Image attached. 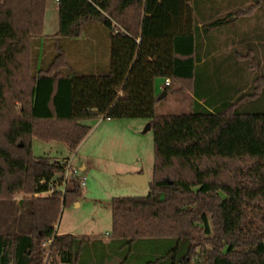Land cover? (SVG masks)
Returning a JSON list of instances; mask_svg holds the SVG:
<instances>
[{
  "label": "trees",
  "instance_id": "1",
  "mask_svg": "<svg viewBox=\"0 0 264 264\" xmlns=\"http://www.w3.org/2000/svg\"><path fill=\"white\" fill-rule=\"evenodd\" d=\"M45 2L0 0V204L29 196L17 203L25 215L0 218V264H264V112L242 109L261 96L264 76L220 101L196 94L193 113L155 115L154 81H170L165 95L176 82L190 89L202 59H188V41L200 39L198 24L205 34L229 17L194 20L196 0H112L104 13L91 0H59L53 38L78 39L94 22L110 41L107 74L66 77L62 53L45 68L32 62ZM101 117L149 122V193L112 199L107 237L57 236L79 190L73 180L58 190L66 163L34 156L32 138L75 150L90 131L82 122ZM142 242L141 258L120 256Z\"/></svg>",
  "mask_w": 264,
  "mask_h": 264
},
{
  "label": "rangeland",
  "instance_id": "2",
  "mask_svg": "<svg viewBox=\"0 0 264 264\" xmlns=\"http://www.w3.org/2000/svg\"><path fill=\"white\" fill-rule=\"evenodd\" d=\"M96 12L104 13L112 0H91ZM194 20L210 17L211 21L226 16L229 23L212 29L228 33L225 41H218V49L196 66L190 89L185 83H173L164 97L155 106L156 116H178L196 111V94L208 96L212 101L231 97L236 90L247 93L255 85V79L264 76V0H196L193 4ZM233 13V16H232ZM210 30V31H212ZM58 31V9L56 0H46L43 14L42 39L33 40L31 58L40 67H47L62 53L68 65L62 69L64 76L105 75L110 68L109 32L98 23L90 22L83 28V39L53 38ZM236 36V37H235ZM232 44L231 41L234 40ZM231 40V41H230ZM226 42V43H224ZM61 51V52H60ZM77 53L86 55L80 61ZM198 52L194 58H197ZM85 67H83V66ZM252 91V90H251ZM245 112H264V91L258 100L247 103ZM90 128L75 150H70L58 141L44 142L32 138V152L36 157L46 156L52 160L67 161L77 172L79 190L77 200L62 207L54 227L57 236H90L101 238L111 231V201L120 197H145L149 189H139L123 180L125 175L146 174L151 181L155 166L153 130H147L145 119L95 118L82 122ZM84 165L83 172L79 168ZM85 175L83 186L79 185V174ZM71 180V178H70ZM73 189L72 182L66 185ZM63 191V189H62ZM44 193L38 197H47ZM28 195H14L13 204H0V218L9 215H25L18 201ZM2 224V222H1ZM150 250L144 242L124 249L121 257L132 261L137 254L141 258ZM132 259H130V258ZM137 262V261H136ZM142 264L139 259L138 263ZM134 264V262L130 263Z\"/></svg>",
  "mask_w": 264,
  "mask_h": 264
},
{
  "label": "crops",
  "instance_id": "3",
  "mask_svg": "<svg viewBox=\"0 0 264 264\" xmlns=\"http://www.w3.org/2000/svg\"><path fill=\"white\" fill-rule=\"evenodd\" d=\"M198 35H199L200 39L197 40V42L196 41L195 42L194 41H192V42L191 41L190 42L188 41V43H187L186 46H187V51L189 53L188 54V59L193 58L196 55V52H198L197 58H198V56L201 57V59H202L201 60V63L204 61V58L202 56L203 54H205L207 52H210V51L211 52L213 51L212 52V54H213V53H215L217 51V49H218L217 48L218 47L217 40L218 41H225L227 39L226 37H229L228 33H221V32L215 33L214 30L208 31L207 33L204 34L202 32V29H201V24H198ZM82 36H83V34H82ZM82 36L80 38L76 39V41L77 42L78 41L81 42L80 40L83 39ZM234 41H235V39L232 40L231 43L233 44ZM224 43H226V42H224ZM77 56L80 57L79 58L80 61L87 60V58H86L87 56L86 55H83V53H80V54L77 53ZM188 62H189V60H188ZM201 63L195 64V66H200ZM83 67H85V66H83ZM98 74L99 73L97 71L96 75H98ZM164 88H165L164 87V79H160L159 78V79H156L154 81V90H155V95L156 96L159 97L163 93ZM84 169H85V166L84 165H82L79 168V170H83V171H84ZM137 175H140V174H137ZM108 234L109 233H105L104 234V237H107Z\"/></svg>",
  "mask_w": 264,
  "mask_h": 264
},
{
  "label": "built area",
  "instance_id": "4",
  "mask_svg": "<svg viewBox=\"0 0 264 264\" xmlns=\"http://www.w3.org/2000/svg\"><path fill=\"white\" fill-rule=\"evenodd\" d=\"M58 1L59 0H56V2H58ZM169 85H170V81L168 79L164 80V87H168ZM65 163H66V169H65V173H64L63 178H62V186L60 187V189H58L59 191H61V193L65 192L66 185L69 181L70 182H71V180H73L75 182L77 181V178L75 177V174H77V172L71 168V166L69 165V162L65 161ZM81 172H83V170ZM70 178H71V180H70ZM78 180H79V185L83 186L85 184V180H86L85 175L79 174ZM62 189H63V191H62ZM51 192H53V188L50 189L49 193H51ZM43 247H47V244L43 245Z\"/></svg>",
  "mask_w": 264,
  "mask_h": 264
},
{
  "label": "water",
  "instance_id": "5",
  "mask_svg": "<svg viewBox=\"0 0 264 264\" xmlns=\"http://www.w3.org/2000/svg\"><path fill=\"white\" fill-rule=\"evenodd\" d=\"M165 93H162L160 97H164ZM150 129V124H147V130ZM123 180L127 181L130 184L135 185L139 189H146L148 187V178L146 174L140 175H125L122 177Z\"/></svg>",
  "mask_w": 264,
  "mask_h": 264
}]
</instances>
